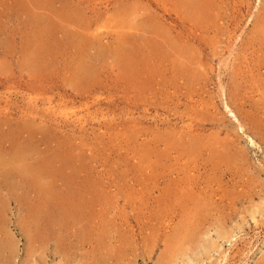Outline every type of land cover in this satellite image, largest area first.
<instances>
[{"label":"rangeland","instance_id":"1","mask_svg":"<svg viewBox=\"0 0 264 264\" xmlns=\"http://www.w3.org/2000/svg\"><path fill=\"white\" fill-rule=\"evenodd\" d=\"M0 264H264V0H0Z\"/></svg>","mask_w":264,"mask_h":264},{"label":"bare ground","instance_id":"2","mask_svg":"<svg viewBox=\"0 0 264 264\" xmlns=\"http://www.w3.org/2000/svg\"><path fill=\"white\" fill-rule=\"evenodd\" d=\"M226 109L231 113V115L236 119V120H238V118H237V115L233 112V110L232 109H230L229 108V106L228 105H226ZM245 123V122H244ZM242 126L243 125H241V128H242ZM263 139V138H262ZM250 141L253 143V144H255V141H254V139L253 138H250ZM23 165V164H22ZM24 170V169H23ZM28 170H30V169H28ZM26 171V170H24V171H26V172H29V171ZM30 173V172H29ZM42 173V172H41ZM33 175H34V178L33 179H35V177H37L34 173H32ZM39 175V174H38ZM40 176V175H39ZM38 176V177H39ZM8 177H9V175H8ZM38 177H37V180H38ZM10 180V179H9ZM8 180V181H9ZM6 182H7V180H5ZM33 181H36V180H33ZM37 182V181H36ZM41 182V181H40ZM10 184V183H9ZM40 184V183H39ZM41 184H44V183H41ZM40 184V185H41ZM38 185V184H37ZM39 187V186H38ZM42 186H40L39 188H41ZM44 187H45V185H44ZM44 187H42V188H44ZM47 189V188H46ZM42 191H43V189H42ZM44 192V191H43ZM258 209V208H257ZM255 212H256V210H255ZM254 212V213H255ZM261 212H259V214H260ZM263 213V212H262ZM261 213V214H262ZM36 214V213H35ZM37 216V215H36ZM219 226H221L220 224H219ZM222 229V228H221ZM225 230V229H224ZM193 231V230H192ZM218 231V230H217ZM221 234V233H220ZM225 234H226V232H225ZM228 234H230V233H228ZM223 235V234H222ZM221 235V236H222ZM224 236H226V235H224ZM190 237H191V235H190ZM228 237V236H227ZM224 238H226V237H224ZM229 238V237H228ZM230 238H231V236H230ZM228 240V239H227ZM210 244V243H209ZM211 244H212V242H211ZM209 246V245H208ZM211 246V245H210ZM208 248V247H207ZM216 248V247H215ZM212 251V250H211ZM226 258V255H223V257H222V261L224 260ZM221 261V262H222Z\"/></svg>","mask_w":264,"mask_h":264}]
</instances>
